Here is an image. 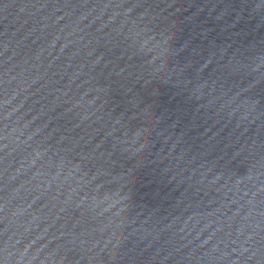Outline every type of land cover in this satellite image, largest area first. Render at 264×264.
<instances>
[{"label":"water","instance_id":"water-1","mask_svg":"<svg viewBox=\"0 0 264 264\" xmlns=\"http://www.w3.org/2000/svg\"><path fill=\"white\" fill-rule=\"evenodd\" d=\"M0 264H264V0H0Z\"/></svg>","mask_w":264,"mask_h":264}]
</instances>
